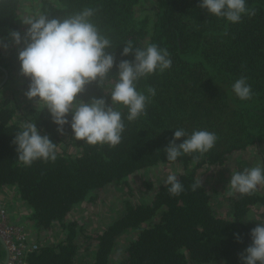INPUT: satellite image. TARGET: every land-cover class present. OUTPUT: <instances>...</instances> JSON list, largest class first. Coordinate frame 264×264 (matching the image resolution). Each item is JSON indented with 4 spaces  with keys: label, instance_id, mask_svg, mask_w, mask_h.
<instances>
[{
    "label": "trees",
    "instance_id": "16d2710c",
    "mask_svg": "<svg viewBox=\"0 0 264 264\" xmlns=\"http://www.w3.org/2000/svg\"><path fill=\"white\" fill-rule=\"evenodd\" d=\"M147 0H41L39 11L56 18L91 8L90 18L101 34L111 41L110 52L121 59L127 41L133 47L146 49L156 44L167 49L172 60L170 69L137 82V91L149 96L146 114L128 121V109L117 105L122 113L125 130L116 147L88 145L76 141L69 125L64 134L57 131L47 109L27 105L30 121L42 136L56 145V160L34 161L24 166L18 160L15 135L21 125L13 122L16 106L6 94L10 78L0 88V195L4 188L30 207L29 219L38 230L59 224L64 239L43 244L39 251L28 255L30 264H88L79 261L81 246L77 239L83 234L78 221L68 215L84 201L94 202L98 191L112 182L126 183L136 172L160 163L174 162L188 166L194 156L182 155L169 162L164 149L174 139V131L183 129L188 135L207 130L217 136L215 146L195 162L189 173L176 175L184 191L177 196L161 183L149 202L125 200L126 212L111 221L100 232L88 236L95 245L93 264H109L116 238L125 229L137 228L138 234L125 248L121 264H242L241 254L252 243L251 231L264 223L252 218L251 211L264 215V190L258 185L251 195L229 196L227 214H217L211 193L202 183L195 192L191 185L201 180L196 170L201 166L224 165L229 154L257 147L264 167V0H246V7L255 15L244 14L241 22L231 23L216 17L199 5L202 0H151V14L138 15L137 7ZM20 0H0V38L18 31ZM227 33V34H225ZM148 36L142 43L139 37ZM7 49L0 46V53ZM16 64L9 66V73ZM118 68L110 74L116 77ZM246 77L252 89L250 100H240L233 84ZM4 71L0 68V83ZM23 87L30 80L22 75ZM155 88L150 96L147 88ZM105 98L111 105L110 88L88 86L79 99ZM71 121V114L67 117ZM69 136V141L67 137ZM187 138V137H184ZM183 142L177 141V143ZM67 145L76 151L66 150ZM149 188H153L151 183ZM13 189V190H11ZM146 224V225H144ZM144 225V226H143ZM239 235V240L237 239ZM5 250L0 243V264Z\"/></svg>",
    "mask_w": 264,
    "mask_h": 264
},
{
    "label": "clouds",
    "instance_id": "9594fccd",
    "mask_svg": "<svg viewBox=\"0 0 264 264\" xmlns=\"http://www.w3.org/2000/svg\"><path fill=\"white\" fill-rule=\"evenodd\" d=\"M199 6L209 14L225 18L231 23L241 22L244 14L255 15L254 9L246 7V0H202ZM93 15L91 8H84L65 18L42 13L29 15L22 20L28 26L24 36L12 31L10 37L17 47L23 44L18 59L21 75L30 80L25 95L37 108L48 110L53 123L58 126L57 131L63 135L65 126L70 123L76 141L114 148L121 143L125 130L122 113L116 106L122 105L128 109V121L146 114L149 96L137 91V82L154 74L157 69L161 73L170 69L172 60L167 49H160L156 44L146 49H134L132 41H127L121 55H133L134 60L121 59L116 65V56L109 51L111 41L91 22ZM0 46L8 48L3 38H0ZM114 65L118 73L113 78L110 74ZM93 84L102 90L110 88L111 105L105 98L93 97L88 102L79 99L87 87ZM233 91L240 100L252 98V89L246 77L241 76L235 81ZM147 92L150 96L156 94L155 88L151 86ZM70 114L71 121L67 119ZM182 139L183 142L177 143ZM216 141L217 136L207 130H195L188 135L183 129H178L174 131V139L164 152L169 162L176 161L182 155L198 153L194 156L196 161L209 152ZM14 144L17 146L18 160L24 166H31L40 159L45 162L56 160V145L48 136H42L32 121L21 125ZM166 184L170 186L167 190L173 196L184 191L175 174L168 175ZM261 184H264V167L246 168L243 172L232 173L227 195H251ZM200 187L202 180L191 185L194 192ZM1 207L7 209L6 206ZM26 226L35 238L33 228ZM251 238V245L240 256L242 264H264V223H259L251 231Z\"/></svg>",
    "mask_w": 264,
    "mask_h": 264
},
{
    "label": "rangeland",
    "instance_id": "374dc122",
    "mask_svg": "<svg viewBox=\"0 0 264 264\" xmlns=\"http://www.w3.org/2000/svg\"><path fill=\"white\" fill-rule=\"evenodd\" d=\"M40 1L41 0H20L21 15L18 32L21 33L22 37L28 27L23 24L22 20L29 15L34 16L37 13H40ZM153 3L154 2L151 0H147L138 6V15L151 14L148 9L152 7ZM139 38L144 44H146L149 39L148 36ZM5 43L8 44L6 57L4 52L0 53V65L9 71L8 67L16 64L18 61V52L20 48L23 47V44H21L20 47H17L11 37L6 38ZM8 78H10V83L5 88L6 94L13 100L10 105L16 106V114L12 121L22 125L24 122L30 121V115H28L27 112V105L33 107L37 106L33 101L28 100L25 95L27 90L22 84L21 66L17 69L13 68L12 72L9 73ZM66 137V142L68 143L69 136ZM262 146V148H264L263 143ZM66 150L69 152L76 151V149L69 145H67ZM196 164L195 161L188 166H184L177 162L171 164L160 163L156 166L142 169L128 178L126 183H118L115 181L99 190L98 198L94 202L84 201L82 204L75 206L68 215V219L71 221H78L79 225H81L84 230V235L81 234L80 238L77 239V243L81 246L77 260L93 264L96 247L95 245H91L92 238L88 240L87 237H92V234L100 232L111 221L124 215L126 212V199L135 204L140 202L147 203L150 201V196H152L153 192L157 189V186L166 182L169 174L178 175L185 172L189 173L194 170ZM261 164L262 154L260 150L255 146H249L244 150H238L229 154L224 165H204L195 169L196 174L211 193L213 201L216 202L215 212L217 214L221 215L228 213V201L230 197L227 195V185L230 183L232 173L243 172L246 168L261 166ZM149 183L153 185V188H149ZM261 189L264 190V185ZM24 212L28 211L25 210ZM251 217L263 219L264 215H260L259 211H257L254 213L253 217L252 210ZM9 219L12 221L11 218ZM138 230L139 229L137 228L125 229L123 233L116 238L109 264H121V262L126 259L125 248H127L131 241L136 238ZM33 235L36 241L40 244H55L62 241L65 237L64 231L59 224H54L50 229L43 231L33 228Z\"/></svg>",
    "mask_w": 264,
    "mask_h": 264
},
{
    "label": "built area",
    "instance_id": "2783aa9c",
    "mask_svg": "<svg viewBox=\"0 0 264 264\" xmlns=\"http://www.w3.org/2000/svg\"><path fill=\"white\" fill-rule=\"evenodd\" d=\"M5 207H0V236L7 248L6 264H30L29 253L39 251L43 244L33 238L28 227L21 223L10 221Z\"/></svg>",
    "mask_w": 264,
    "mask_h": 264
},
{
    "label": "crops",
    "instance_id": "0c3cea01",
    "mask_svg": "<svg viewBox=\"0 0 264 264\" xmlns=\"http://www.w3.org/2000/svg\"><path fill=\"white\" fill-rule=\"evenodd\" d=\"M10 190L8 188H4L0 195V207L6 206L9 211V216L12 219V222L23 223L28 225L30 228H34L31 220L29 219L30 207L26 202L18 199L12 192V197L7 193ZM25 209L28 212H24ZM30 224V225H29Z\"/></svg>",
    "mask_w": 264,
    "mask_h": 264
},
{
    "label": "water",
    "instance_id": "95a60500",
    "mask_svg": "<svg viewBox=\"0 0 264 264\" xmlns=\"http://www.w3.org/2000/svg\"><path fill=\"white\" fill-rule=\"evenodd\" d=\"M0 68L4 71V78H3L2 82L0 83V88H1L4 85V83L7 81V79H8L9 71L5 67H3L1 65H0ZM0 242L2 243L3 247L5 248V252H6V256H5V259H4L2 264H6L7 263V259H8L7 248H6V245H5V243H4V241H3L1 236H0Z\"/></svg>",
    "mask_w": 264,
    "mask_h": 264
}]
</instances>
